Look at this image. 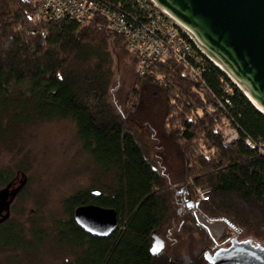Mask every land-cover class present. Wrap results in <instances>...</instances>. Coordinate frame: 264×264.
<instances>
[{
  "label": "trees",
  "instance_id": "16d2710c",
  "mask_svg": "<svg viewBox=\"0 0 264 264\" xmlns=\"http://www.w3.org/2000/svg\"><path fill=\"white\" fill-rule=\"evenodd\" d=\"M35 13L34 0H0V142L33 122L70 119L100 170L92 185L63 201L66 218L56 221L55 233L59 247L72 256L58 264L200 263L151 252L153 233L172 230L177 201L199 203V216H188L178 229L201 230L215 244L212 223L229 225L236 236L250 218L264 225V113L221 69L212 64L204 82H196L183 65L167 59L140 75L126 38L108 30L102 17L42 22ZM117 48L132 57L136 70L125 110L112 98ZM152 87L164 95L153 93L156 111L142 98L135 101L140 89ZM207 103L215 112L204 108ZM169 121L189 171L188 186L182 183L178 194L169 191L146 143L147 125L158 135ZM227 128L238 132L231 145L224 141ZM9 184L14 185L13 172H0V187ZM205 187L208 200L196 199L193 189ZM87 204L117 211L118 226L110 236H93L76 223L75 209ZM235 217L243 220L239 226ZM32 232L35 241H28L21 227L0 223V247L39 249L42 233ZM0 264L23 263L15 258Z\"/></svg>",
  "mask_w": 264,
  "mask_h": 264
},
{
  "label": "rangeland",
  "instance_id": "374dc122",
  "mask_svg": "<svg viewBox=\"0 0 264 264\" xmlns=\"http://www.w3.org/2000/svg\"><path fill=\"white\" fill-rule=\"evenodd\" d=\"M114 68L116 74L112 98L117 108L125 110L124 97L132 91L135 82V64L128 53L117 48L116 52L114 51ZM156 91L160 97L164 96L162 91L155 87L145 91L140 89L135 101L142 98L143 102L149 103L156 111L158 105L151 101ZM209 106L207 103L204 108L208 109ZM210 110L215 112V107L211 105ZM169 123L170 127H160L158 135L152 126L147 125L146 131L149 135L147 134L146 143H150L148 152L153 153L155 164L164 173L169 191L178 194L182 183L188 186L189 171L184 155L177 147L171 121ZM231 129L227 128L225 134L232 131ZM163 144L166 145V150L160 147ZM5 171L13 172L14 185L18 190L11 201L8 219L1 223L21 227L28 241H35L32 230H36L37 234L42 233L43 243L39 249H31L26 253L0 247V261L8 263L18 258L23 264H58L71 257L69 250L57 244L56 221L66 218L64 199L78 189L92 185L100 173L91 156L83 150L74 122L70 119L37 121L18 129L8 142H0V172ZM101 176L102 181L107 182L106 177ZM204 190H208L207 187L193 189L194 197L205 201L202 196ZM180 208L178 201L173 204L175 214L174 222L170 226L172 232L168 233V228H165L159 233L166 242V249L163 251L165 253L173 252L179 258L200 260V263L198 261L192 262L193 264H209L204 257L206 252H214V249L230 245L231 239L237 235L232 227L223 222L211 224L216 244L201 230H188L184 227L178 229L180 223L188 218L187 214L180 215ZM242 221L237 217V226ZM244 223L246 226L242 225L239 239H251L254 243L264 246L263 222L250 218Z\"/></svg>",
  "mask_w": 264,
  "mask_h": 264
},
{
  "label": "water",
  "instance_id": "95a60500",
  "mask_svg": "<svg viewBox=\"0 0 264 264\" xmlns=\"http://www.w3.org/2000/svg\"><path fill=\"white\" fill-rule=\"evenodd\" d=\"M152 1L175 19L264 113V0ZM16 193L12 184L0 189V222L8 219ZM74 218L85 232L97 237L110 236L118 226L114 208L95 204L78 206ZM152 237L151 252L158 254L164 250L165 240L155 232ZM205 259L210 264H264V246L234 236L230 246L207 252Z\"/></svg>",
  "mask_w": 264,
  "mask_h": 264
},
{
  "label": "built area",
  "instance_id": "2783aa9c",
  "mask_svg": "<svg viewBox=\"0 0 264 264\" xmlns=\"http://www.w3.org/2000/svg\"><path fill=\"white\" fill-rule=\"evenodd\" d=\"M34 1L36 18L42 22L57 19L83 22L102 17L108 30L126 38L128 50L137 56L140 75H146L158 62L172 59L183 65L188 78L204 82V74L212 64L216 66L176 20L152 0ZM231 130L224 135L225 145L238 138V132ZM209 194V189L202 191L203 199L207 200Z\"/></svg>",
  "mask_w": 264,
  "mask_h": 264
},
{
  "label": "flooded vegetation",
  "instance_id": "af4514ba",
  "mask_svg": "<svg viewBox=\"0 0 264 264\" xmlns=\"http://www.w3.org/2000/svg\"><path fill=\"white\" fill-rule=\"evenodd\" d=\"M12 189H17L18 190V188L17 187H15V185H12ZM197 208H199V203L197 202L195 205L193 204V203H189V204H187V205H185V204H183V203H181V208L178 210V212L180 213V215H185V214H187L188 216H190V215H193V216H196V217H198L199 216V214H198V212L195 210V209H197ZM3 213H5V211L3 212ZM0 219H1V215H0ZM1 223V222H0ZM169 233H171V231L169 232ZM161 236V235H160ZM239 238V237H238ZM240 240V239H239ZM246 240V239H245ZM253 241V240H252ZM254 243V242H253ZM254 244H256V243H254ZM230 245H231V241H230ZM230 245H228V246H230ZM261 245V244H260ZM228 246H226V247H228ZM263 246V245H262ZM223 247H225V246H223ZM220 248H222V247H220ZM166 249V242H165V248H164V250ZM219 249V248H218ZM218 249H214V252L213 251H208V252H210V253H215ZM163 250V251H164ZM163 251H161V252H163ZM167 251H168V249H167ZM204 257H205V255H204ZM210 264V263H209Z\"/></svg>",
  "mask_w": 264,
  "mask_h": 264
},
{
  "label": "snow or ice",
  "instance_id": "6c2138e0",
  "mask_svg": "<svg viewBox=\"0 0 264 264\" xmlns=\"http://www.w3.org/2000/svg\"><path fill=\"white\" fill-rule=\"evenodd\" d=\"M159 249H153L154 252H157Z\"/></svg>",
  "mask_w": 264,
  "mask_h": 264
}]
</instances>
